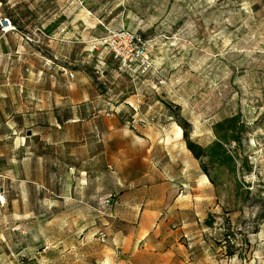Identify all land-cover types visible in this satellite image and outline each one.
I'll return each instance as SVG.
<instances>
[{"label":"rangeland","instance_id":"374dc122","mask_svg":"<svg viewBox=\"0 0 264 264\" xmlns=\"http://www.w3.org/2000/svg\"><path fill=\"white\" fill-rule=\"evenodd\" d=\"M0 264H264V0H0Z\"/></svg>","mask_w":264,"mask_h":264},{"label":"built area","instance_id":"2783aa9c","mask_svg":"<svg viewBox=\"0 0 264 264\" xmlns=\"http://www.w3.org/2000/svg\"><path fill=\"white\" fill-rule=\"evenodd\" d=\"M7 24L5 28L10 30L11 22L7 19L4 20ZM12 29V30H13ZM106 48L110 56L119 64L127 67L134 66L138 63L145 68H149L147 44L141 36L128 31H114L110 32L106 40ZM106 116H112L110 112ZM98 239L100 242L105 243L107 236L104 233H99Z\"/></svg>","mask_w":264,"mask_h":264},{"label":"crops","instance_id":"0c3cea01","mask_svg":"<svg viewBox=\"0 0 264 264\" xmlns=\"http://www.w3.org/2000/svg\"><path fill=\"white\" fill-rule=\"evenodd\" d=\"M117 238V237H116ZM134 236L133 235H121L119 236V241H121V244L123 246V252H124V258H129L133 254L131 252L132 246L134 244ZM114 240V239H113ZM170 252H167V255H169ZM154 255V254H153ZM160 255L159 252L155 253V256L157 257ZM158 259H156L157 262Z\"/></svg>","mask_w":264,"mask_h":264},{"label":"trees","instance_id":"16d2710c","mask_svg":"<svg viewBox=\"0 0 264 264\" xmlns=\"http://www.w3.org/2000/svg\"><path fill=\"white\" fill-rule=\"evenodd\" d=\"M186 146H187V149L194 155V157L196 159H199V157L201 156V152H202L201 148L193 144L189 140L186 141Z\"/></svg>","mask_w":264,"mask_h":264},{"label":"water","instance_id":"95a60500","mask_svg":"<svg viewBox=\"0 0 264 264\" xmlns=\"http://www.w3.org/2000/svg\"><path fill=\"white\" fill-rule=\"evenodd\" d=\"M26 135L27 136H30L31 135V131L28 130L27 133H26Z\"/></svg>","mask_w":264,"mask_h":264},{"label":"bare ground","instance_id":"6f19581e","mask_svg":"<svg viewBox=\"0 0 264 264\" xmlns=\"http://www.w3.org/2000/svg\"><path fill=\"white\" fill-rule=\"evenodd\" d=\"M12 26V25H11ZM13 28L11 27L10 30H12Z\"/></svg>","mask_w":264,"mask_h":264}]
</instances>
